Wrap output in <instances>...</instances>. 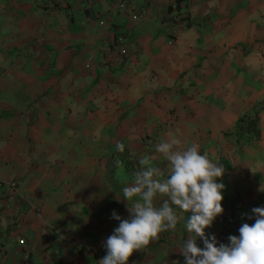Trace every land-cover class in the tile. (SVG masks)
Wrapping results in <instances>:
<instances>
[{
    "label": "crops",
    "instance_id": "obj_1",
    "mask_svg": "<svg viewBox=\"0 0 264 264\" xmlns=\"http://www.w3.org/2000/svg\"><path fill=\"white\" fill-rule=\"evenodd\" d=\"M169 136L223 164L227 243L264 206V0H0V264H96ZM187 235L128 264H184Z\"/></svg>",
    "mask_w": 264,
    "mask_h": 264
},
{
    "label": "clouds",
    "instance_id": "obj_2",
    "mask_svg": "<svg viewBox=\"0 0 264 264\" xmlns=\"http://www.w3.org/2000/svg\"><path fill=\"white\" fill-rule=\"evenodd\" d=\"M185 143L178 136L156 143L155 153L166 162V173L152 156H139L138 168L121 189L123 199H118L127 202L128 216L112 211L110 219L119 223L102 241L105 255L96 264H128L134 251L144 249L160 233L174 230L181 220L188 234L179 250L184 264H264V206L252 208L248 218L254 217V222L242 223L239 234H230L227 243L206 233L224 211L225 185L220 178L225 169L198 144ZM117 150L123 151L124 146L117 144ZM258 191L264 192V184Z\"/></svg>",
    "mask_w": 264,
    "mask_h": 264
},
{
    "label": "trees",
    "instance_id": "obj_3",
    "mask_svg": "<svg viewBox=\"0 0 264 264\" xmlns=\"http://www.w3.org/2000/svg\"><path fill=\"white\" fill-rule=\"evenodd\" d=\"M254 119L255 118H246L245 120H243V122L246 123L247 126L249 125L252 130H254V126H255ZM254 133H255V135H257L258 134V130H254Z\"/></svg>",
    "mask_w": 264,
    "mask_h": 264
},
{
    "label": "built area",
    "instance_id": "obj_4",
    "mask_svg": "<svg viewBox=\"0 0 264 264\" xmlns=\"http://www.w3.org/2000/svg\"><path fill=\"white\" fill-rule=\"evenodd\" d=\"M175 34H176V28H172L171 30H170V35L171 36H175ZM9 189L11 190V191H13V190H15V188H16V183L13 181V182H10L9 184ZM8 206L6 205V208H7ZM215 222V221H214Z\"/></svg>",
    "mask_w": 264,
    "mask_h": 264
}]
</instances>
